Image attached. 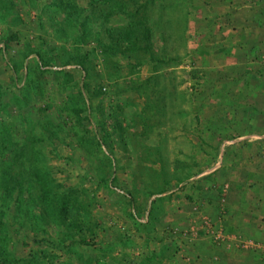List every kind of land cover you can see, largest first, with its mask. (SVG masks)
Returning a JSON list of instances; mask_svg holds the SVG:
<instances>
[{
    "label": "rangeland",
    "instance_id": "374dc122",
    "mask_svg": "<svg viewBox=\"0 0 264 264\" xmlns=\"http://www.w3.org/2000/svg\"><path fill=\"white\" fill-rule=\"evenodd\" d=\"M234 1L0 0V264L215 263L264 148Z\"/></svg>",
    "mask_w": 264,
    "mask_h": 264
},
{
    "label": "crops",
    "instance_id": "0c3cea01",
    "mask_svg": "<svg viewBox=\"0 0 264 264\" xmlns=\"http://www.w3.org/2000/svg\"><path fill=\"white\" fill-rule=\"evenodd\" d=\"M234 3L236 6L231 7L232 12L240 11L239 7H248L243 21L240 22L239 18H236V24L244 25V28L247 27L252 32V40L248 47L249 56H252L253 63L257 60L262 64L261 71L264 72V0H238ZM259 16L262 17L261 21L257 19ZM233 17L232 13V22ZM260 48L261 53L263 52L261 56ZM253 71L255 75L258 73L257 69ZM173 72L177 73L176 69ZM247 101L252 102L250 96L247 97ZM262 133L264 136V130ZM259 152L261 155L253 159V168H249L247 172V193L239 192L236 199H227V212L222 217L224 223L228 224L226 231L229 232L228 237L231 235L233 238V242L230 243L229 249L222 245L217 246L220 251L216 254L219 256L214 264H264V148L253 149V153ZM249 244H253L254 247H249Z\"/></svg>",
    "mask_w": 264,
    "mask_h": 264
},
{
    "label": "built area",
    "instance_id": "2783aa9c",
    "mask_svg": "<svg viewBox=\"0 0 264 264\" xmlns=\"http://www.w3.org/2000/svg\"><path fill=\"white\" fill-rule=\"evenodd\" d=\"M205 229L207 235L212 238V240L214 241V243H216L217 246H221L226 241V238H228L223 228L216 227L214 224L206 223ZM249 245L253 247V244Z\"/></svg>",
    "mask_w": 264,
    "mask_h": 264
},
{
    "label": "trees",
    "instance_id": "16d2710c",
    "mask_svg": "<svg viewBox=\"0 0 264 264\" xmlns=\"http://www.w3.org/2000/svg\"><path fill=\"white\" fill-rule=\"evenodd\" d=\"M80 89L82 91H85L86 89V83H85V72L81 76V81H80Z\"/></svg>",
    "mask_w": 264,
    "mask_h": 264
}]
</instances>
